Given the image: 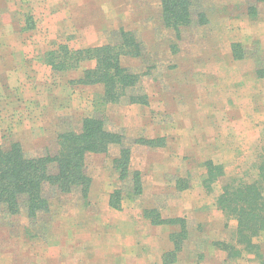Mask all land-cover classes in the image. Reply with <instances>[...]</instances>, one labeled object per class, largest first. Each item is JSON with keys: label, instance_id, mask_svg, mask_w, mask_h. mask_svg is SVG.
Returning a JSON list of instances; mask_svg holds the SVG:
<instances>
[{"label": "rangeland", "instance_id": "1", "mask_svg": "<svg viewBox=\"0 0 264 264\" xmlns=\"http://www.w3.org/2000/svg\"><path fill=\"white\" fill-rule=\"evenodd\" d=\"M250 6L202 0L192 27L177 33L164 25L160 0H0V146L54 155L61 133L79 132L97 115L103 86L76 83L95 62L56 72L46 60L60 47L94 48L116 43L121 29L133 32L143 55L124 65L143 75L137 92L149 97L148 105L103 111L108 129L132 149L142 194L128 195L114 169L119 146L88 154L87 202L78 192L54 197L35 222L0 213V264H264V233L255 254L229 258L218 247L237 245L238 223L217 198L232 182L258 178L264 147V5L256 16ZM208 162L223 167L210 189ZM182 182L188 187L180 190ZM116 190L120 209L110 206ZM153 211L185 220L177 254L173 238L182 227L154 225Z\"/></svg>", "mask_w": 264, "mask_h": 264}, {"label": "trees", "instance_id": "2", "mask_svg": "<svg viewBox=\"0 0 264 264\" xmlns=\"http://www.w3.org/2000/svg\"><path fill=\"white\" fill-rule=\"evenodd\" d=\"M202 0H160L164 25L180 33L194 24V9ZM249 11L256 16L257 6L264 0H250ZM200 24L207 23L206 15H200ZM237 47V46H235ZM143 47L136 35L125 29L119 30L118 41L94 48L73 51L66 46L47 55V63L56 72H68L81 68L84 62H95V67L84 72L81 86L102 85L103 95L96 101V114L83 119L79 132L67 131L58 137L56 154L27 153L20 143L9 148L0 146V213L16 217L25 213L30 222L51 212L52 199L80 193L86 202L89 199L93 179L86 163L88 154H107L112 146H119L120 155L114 160V169L128 188V195L140 196L143 192L142 174L131 168L132 149L124 144L121 133L108 129L103 111L108 105H148L149 97L137 92L143 75L134 73L124 65L127 58H139ZM98 108V109H97ZM140 144L155 147L157 140H139ZM208 177L206 188H212L223 175V167L212 162L206 164ZM258 178L251 184L232 182L223 188L217 198L219 210L233 217L237 223V245L219 243L229 258H240L244 252L258 253L256 239L264 233V147ZM179 185V184H178ZM188 184L182 182L180 190ZM54 192V195L50 194ZM122 191L116 190L110 206L121 208ZM156 211L149 214L154 225H180L182 231L173 238L177 254L182 250L183 238L188 231L184 219L165 220Z\"/></svg>", "mask_w": 264, "mask_h": 264}]
</instances>
